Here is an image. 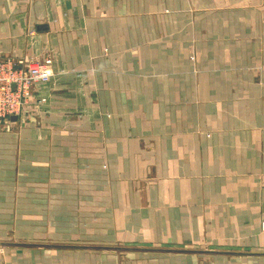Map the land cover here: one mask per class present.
Wrapping results in <instances>:
<instances>
[{"label":"crops","instance_id":"0c3cea01","mask_svg":"<svg viewBox=\"0 0 264 264\" xmlns=\"http://www.w3.org/2000/svg\"><path fill=\"white\" fill-rule=\"evenodd\" d=\"M45 57L0 264H264V0H0V58Z\"/></svg>","mask_w":264,"mask_h":264},{"label":"built area","instance_id":"2783aa9c","mask_svg":"<svg viewBox=\"0 0 264 264\" xmlns=\"http://www.w3.org/2000/svg\"><path fill=\"white\" fill-rule=\"evenodd\" d=\"M51 58L30 60L18 67L9 58H0V126L25 110L33 82H46L51 73ZM6 129L7 126H6Z\"/></svg>","mask_w":264,"mask_h":264},{"label":"water","instance_id":"95a60500","mask_svg":"<svg viewBox=\"0 0 264 264\" xmlns=\"http://www.w3.org/2000/svg\"><path fill=\"white\" fill-rule=\"evenodd\" d=\"M16 117L12 116L11 119L14 120ZM17 245H26V246H33V245H45V246H61L58 244H34V243H15ZM63 246V245H62ZM85 248H112V249H120V247H105V246H79Z\"/></svg>","mask_w":264,"mask_h":264},{"label":"rangeland","instance_id":"374dc122","mask_svg":"<svg viewBox=\"0 0 264 264\" xmlns=\"http://www.w3.org/2000/svg\"><path fill=\"white\" fill-rule=\"evenodd\" d=\"M48 81V80H47ZM46 81V82H47ZM41 83H45V82H41ZM32 87H33V84H32V86H31V98L29 99V101H28V103H27V105H25V110L24 111H22L20 114H18L17 116H24L25 115V113L27 112V110H28V108H30V105H31V100H33V92H32ZM11 119V118H10ZM11 123V122H10ZM9 123V124H10ZM9 124L7 123L5 126H0V131H2V130H7L6 129V126H7V128H9ZM127 253L126 252H122V253H120V256H125Z\"/></svg>","mask_w":264,"mask_h":264}]
</instances>
